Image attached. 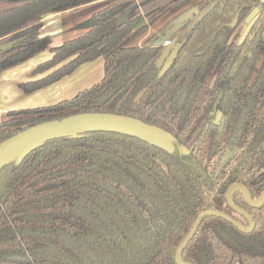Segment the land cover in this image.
I'll list each match as a JSON object with an SVG mask.
<instances>
[{
    "label": "trees",
    "instance_id": "trees-1",
    "mask_svg": "<svg viewBox=\"0 0 264 264\" xmlns=\"http://www.w3.org/2000/svg\"><path fill=\"white\" fill-rule=\"evenodd\" d=\"M93 1L0 0V43L16 41L0 50V74L52 54L33 70L42 77L20 83L25 92L104 60L102 79L70 99L0 115V142L36 123L109 112L167 130L190 153L95 131L47 140L19 164H4L0 264H176L199 212L234 217L225 196L231 183L246 185L252 198L264 188V2L194 3L192 18L172 38V58L165 55L172 45L163 43L166 25L138 39L189 0H106L78 24L77 36L50 48L40 35L44 15ZM232 200L252 215L253 230L205 217L183 261L264 264V202L249 207L238 191ZM225 229L242 246L223 236Z\"/></svg>",
    "mask_w": 264,
    "mask_h": 264
},
{
    "label": "water",
    "instance_id": "water-1",
    "mask_svg": "<svg viewBox=\"0 0 264 264\" xmlns=\"http://www.w3.org/2000/svg\"><path fill=\"white\" fill-rule=\"evenodd\" d=\"M259 7L254 8L244 18V22H249L258 12ZM16 41L0 43V50H5L14 46ZM110 131L119 134H126L160 147L166 152L173 154L177 150L181 155H189L190 150L181 144L167 130L148 124L141 119H137L128 115H118L114 113L88 112L73 114L62 119H54V121H46L36 123L19 131V133L0 142V169L4 164L14 161L19 164L25 156L47 140L57 137H80L88 132ZM240 192L245 203L250 207H259L264 202V188L260 196L253 199L249 195L248 189L240 182H233L228 186L225 192L227 204L238 214L245 217L248 221L246 228L234 219L232 216L222 213L219 210H203L199 212L191 226L188 235L178 245L175 253L176 264H193L182 260V252L187 243L194 237L196 229L205 217L218 216L231 222L238 230L246 233L250 232L254 226L253 219L249 212L237 206L232 200V193ZM223 236L230 238L242 246L243 242L237 238L231 230H225ZM249 246L248 244L246 247Z\"/></svg>",
    "mask_w": 264,
    "mask_h": 264
},
{
    "label": "crops",
    "instance_id": "crops-1",
    "mask_svg": "<svg viewBox=\"0 0 264 264\" xmlns=\"http://www.w3.org/2000/svg\"><path fill=\"white\" fill-rule=\"evenodd\" d=\"M105 1H93L75 9L68 8L65 11L51 12L44 15L40 29L41 37H47L49 46L52 48L71 37L77 36L81 31L78 24L90 17L96 8L100 7ZM50 41L52 42L50 43ZM51 57L50 51L46 50L36 54L17 67L1 72L0 115L9 110L52 105L60 100L70 99L78 91L87 89V87L102 79L104 60L98 57L82 64L70 75L49 86L36 89L33 92H25L20 87V83L35 81V79L42 77L44 73L33 75V70L38 64Z\"/></svg>",
    "mask_w": 264,
    "mask_h": 264
},
{
    "label": "rangeland",
    "instance_id": "rangeland-1",
    "mask_svg": "<svg viewBox=\"0 0 264 264\" xmlns=\"http://www.w3.org/2000/svg\"><path fill=\"white\" fill-rule=\"evenodd\" d=\"M198 1L199 0H189L188 2H186V4L182 5L181 7L174 9L170 12H167L164 16L160 17L156 26L151 27L149 32H147L145 35H150L151 33L160 29V27L166 25V29L164 30V34L166 36H168L166 39L169 40L170 42H172V38L175 35V33L177 32V29L182 25V22H183V24H185L187 22V18L191 17L190 14L187 12L190 9V7H189L190 4L196 3ZM144 36H142L140 39H138L139 43H142L143 39L145 38ZM263 37H264V34H263ZM164 41H163V43H164ZM51 42L52 41H50V43ZM176 48H177V44L175 42H172L171 46L166 47L165 55L170 54V58H172L174 53H175ZM238 218L240 220H242L241 217L238 216Z\"/></svg>",
    "mask_w": 264,
    "mask_h": 264
},
{
    "label": "flooded vegetation",
    "instance_id": "flooded-vegetation-1",
    "mask_svg": "<svg viewBox=\"0 0 264 264\" xmlns=\"http://www.w3.org/2000/svg\"><path fill=\"white\" fill-rule=\"evenodd\" d=\"M199 1H201V0H199ZM199 1H198V2H199ZM260 1H261V2H264V0H260ZM196 3H197V2H196ZM193 4H194V3H191V4H190V6H189L190 9H189V11H187V12L190 14V16H191L190 18H187V22L192 18V13H193V11H194V9L192 8V5H193ZM258 7H259L258 12H259L261 8H260V6H258ZM258 7H257V8H258ZM255 8H256V7H255ZM253 9H254V8H253ZM253 9H252V10H253ZM252 10H251V11H252ZM258 12L255 14V16H254V17H253L248 23H252L253 19L256 17V15L258 14ZM245 17H246V16H245ZM245 17H244V18H245ZM187 22H186V23H187ZM243 23H244V24H243L244 26L247 24V22H244V19H243ZM263 34H264V33H263ZM262 37H263V35H262ZM263 39H264V37H263ZM168 41H169V40H168ZM169 42H170V41H169ZM168 45H169V44H168ZM243 185H244V184H243ZM244 186H246V185H244ZM247 189H248V188H247ZM248 192H249V191H248ZM260 193H261V192H260ZM260 193H259V194H260ZM240 195H241V194H240ZM249 195H250V194H249ZM259 196H260V195H259ZM259 196H258V197H259ZM258 197H257V198H258ZM242 198H243V196H242ZM253 199H256V198H253ZM243 201H244V199H243ZM244 202H245V201H244ZM245 204L247 205V203H245ZM227 205H229V204H227ZM249 207H250V206H249ZM259 207H260V206H259ZM252 208H258V207H252ZM231 209H232V208H231ZM242 209H243V208H242ZM232 210H233V209H232ZM244 210H245V209H244ZM245 211H247V210H245ZM232 213H233V215H234L235 218H234L233 216H232V217H233L234 219H236L240 224L242 223L241 225H244V228H246V226L248 225V221H247V219H246L245 217L241 216L240 214L236 213L234 210L232 211ZM249 214H250V213H249ZM230 216H231V215H230ZM238 216L241 217L242 220H240V219L238 218ZM251 217H252V215H251ZM252 219H253V217H252ZM253 222H254V220H253ZM230 223H231V222H230ZM231 224H232V223H231ZM232 225H233V224H232ZM233 226H234V225H233ZM234 227H235V226H234ZM242 227H243V226H242ZM253 228H254V226H253ZM253 228H252V230H253ZM225 230H230V229H225ZM252 230H251V231H252ZM231 231H232V230H231ZM251 231H250V232H251ZM241 232H242V231H241ZM248 233H249V232H248Z\"/></svg>",
    "mask_w": 264,
    "mask_h": 264
},
{
    "label": "built area",
    "instance_id": "built-area-1",
    "mask_svg": "<svg viewBox=\"0 0 264 264\" xmlns=\"http://www.w3.org/2000/svg\"><path fill=\"white\" fill-rule=\"evenodd\" d=\"M164 44H165V45H168V44H170V42H169L168 40H165V41H164Z\"/></svg>",
    "mask_w": 264,
    "mask_h": 264
}]
</instances>
